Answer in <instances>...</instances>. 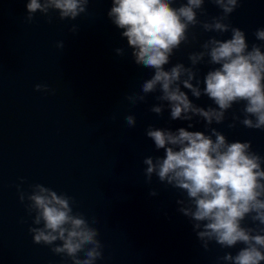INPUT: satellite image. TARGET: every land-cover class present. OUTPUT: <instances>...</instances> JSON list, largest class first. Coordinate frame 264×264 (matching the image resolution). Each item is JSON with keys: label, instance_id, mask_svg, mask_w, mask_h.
I'll use <instances>...</instances> for the list:
<instances>
[{"label": "water", "instance_id": "water-1", "mask_svg": "<svg viewBox=\"0 0 264 264\" xmlns=\"http://www.w3.org/2000/svg\"><path fill=\"white\" fill-rule=\"evenodd\" d=\"M26 3L0 0V264H71L33 242L34 217L20 194L30 193L35 184L73 197L76 211L98 221L94 227L104 255L97 264H223L226 252L235 255L239 246L212 244L206 251L192 222L178 211L177 200L185 194L155 176L147 181L144 158L164 153L155 150L145 129L176 130L188 122L171 121L167 109L163 116L153 114L155 95L137 106L126 99L151 71L134 62L122 30L108 18L111 0H90L87 13L76 21L51 24L39 13L28 23ZM205 8L201 19L221 15L211 3ZM229 23L246 32L249 46L260 43L254 33L264 28V0H241ZM195 31L201 42L231 35ZM61 41L62 49L57 47ZM117 49L125 55H117ZM198 50L181 46L166 68L188 65L189 53ZM209 70L200 65L198 78ZM38 84L46 91H36ZM188 94L199 106H214L206 96L196 100ZM242 108L234 105L225 123L213 127L230 142L251 141L264 156V131L239 123L228 127L233 115L243 119ZM130 114L136 116L134 128L125 121ZM192 123L190 130L207 133L203 120ZM152 191L158 195L151 196Z\"/></svg>", "mask_w": 264, "mask_h": 264}, {"label": "clouds", "instance_id": "clouds-1", "mask_svg": "<svg viewBox=\"0 0 264 264\" xmlns=\"http://www.w3.org/2000/svg\"><path fill=\"white\" fill-rule=\"evenodd\" d=\"M108 18L132 49L134 62L151 71L140 90L126 99L132 106L145 103L155 95L157 103L150 111L163 116L167 109L171 121L188 122L176 130L149 125L145 135L162 157L147 156L143 160L145 176L184 193L177 200L178 211L187 217L197 239L207 251L216 244L226 252L223 264H264V156L253 150L251 141L230 142L213 125L225 123L234 105L243 104L241 113L233 115L229 128L237 123L248 129L264 131V28L255 31L260 43L249 46L247 34L229 23L241 0H111ZM206 3L220 9L221 15L209 19ZM90 0H27L26 20L32 23L39 13L53 21H76L88 11ZM178 5V6H176ZM58 14V15H57ZM204 33L223 35L201 42ZM72 33L78 29L73 26ZM181 46L199 50L189 53L186 65L172 64ZM57 47H64L63 41ZM117 55H125L123 49ZM210 70L199 76V66ZM187 90V91H185ZM36 91L46 87L36 85ZM207 97V108L193 102ZM116 117L114 116L113 119ZM196 118L206 123L207 133L192 131ZM128 127L136 126V116H125ZM151 196L158 193L152 191ZM33 226L29 232L36 245L71 260V264H97L103 259L100 233L83 213L75 210L76 201L66 193H58L43 184L31 186L30 193L21 192ZM249 225H255L249 226Z\"/></svg>", "mask_w": 264, "mask_h": 264}]
</instances>
